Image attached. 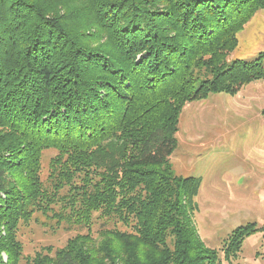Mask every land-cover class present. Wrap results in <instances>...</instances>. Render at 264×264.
<instances>
[{"label":"trees","instance_id":"obj_1","mask_svg":"<svg viewBox=\"0 0 264 264\" xmlns=\"http://www.w3.org/2000/svg\"><path fill=\"white\" fill-rule=\"evenodd\" d=\"M72 1L0 0V264L21 263L19 227L52 212L62 185L58 223L89 228L97 213L124 229L26 264H220L191 225L201 178L176 176L170 156L188 103L264 80V52L228 59L264 0H81L82 18ZM257 230L235 229L223 259Z\"/></svg>","mask_w":264,"mask_h":264},{"label":"rangeland","instance_id":"obj_2","mask_svg":"<svg viewBox=\"0 0 264 264\" xmlns=\"http://www.w3.org/2000/svg\"><path fill=\"white\" fill-rule=\"evenodd\" d=\"M72 6L82 18L86 9L82 10L81 0ZM90 33L98 35L97 39H91L93 44L101 45L104 32L93 29ZM237 38L238 45L228 59L252 62L258 53L264 52V9L252 17ZM263 109L264 80H259L242 87L235 95L209 94L202 100L192 101L179 117L177 145L170 156V165L176 176L201 178L191 225L204 246L218 252L220 264H264ZM56 155L52 148L41 153L39 179L49 192L52 191L50 164ZM10 175L8 179L15 182L17 175ZM64 186H57L52 212L35 213L19 227L20 264H26L44 248L51 254L60 250L76 236L89 235L91 245L95 246L105 235L102 234L105 229H124L112 222L103 224L97 213L92 214L89 228H69L63 222L58 223L54 215L60 217L63 211H69ZM249 223L255 224L258 230L243 240L241 251L234 258L223 259L222 250L229 236Z\"/></svg>","mask_w":264,"mask_h":264}]
</instances>
